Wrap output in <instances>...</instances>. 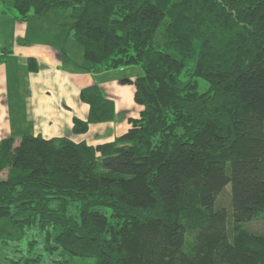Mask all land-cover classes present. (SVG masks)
Returning <instances> with one entry per match:
<instances>
[{"label": "trees", "instance_id": "obj_1", "mask_svg": "<svg viewBox=\"0 0 264 264\" xmlns=\"http://www.w3.org/2000/svg\"><path fill=\"white\" fill-rule=\"evenodd\" d=\"M12 5L20 21L67 12L90 69L141 67L142 111L97 146L0 138V244L38 228L52 253L95 264H264V235L241 227L264 213V0ZM81 100L89 118L75 121V134L113 120L100 88ZM228 184L232 217L215 209Z\"/></svg>", "mask_w": 264, "mask_h": 264}, {"label": "crops", "instance_id": "obj_2", "mask_svg": "<svg viewBox=\"0 0 264 264\" xmlns=\"http://www.w3.org/2000/svg\"><path fill=\"white\" fill-rule=\"evenodd\" d=\"M23 33L18 31L16 36ZM30 45L15 42L13 48L0 52V138L13 136L17 130H30L28 134L46 139L69 137L77 143L97 146L115 141L131 127L130 119L139 117L142 107L134 99V82L142 74L139 69H131L126 75L123 69L127 67L90 69L85 59L73 66L67 62L75 63L74 58L63 47L50 43ZM19 68L24 81L17 73ZM94 86L112 102L114 118L89 124L86 132L75 134V121L87 122L90 112V106L81 100V92ZM18 89L23 94L15 98Z\"/></svg>", "mask_w": 264, "mask_h": 264}, {"label": "rangeland", "instance_id": "obj_3", "mask_svg": "<svg viewBox=\"0 0 264 264\" xmlns=\"http://www.w3.org/2000/svg\"><path fill=\"white\" fill-rule=\"evenodd\" d=\"M12 1L13 0H0V52H3L5 49L9 50L13 48L15 42H17V44H31L30 46L38 43H50L54 45V47H59L60 49L63 47L67 55L71 56V59L74 58L75 63L67 62L69 65H80L82 59L85 58L82 56V47L70 34V25L72 21L67 12L56 10L43 17L30 16L27 21H20L16 18L18 12L12 5ZM18 31H24L21 37L16 36ZM8 63L12 64L13 62L8 60ZM131 69H133V71H137V69L142 71L139 66H127V68L123 69V74H130ZM20 70L21 68L18 69L17 73L19 74L20 80L24 81L25 75H20ZM24 87L25 84L22 83V89ZM19 92L20 90L18 89L15 93V98L23 94ZM11 98L13 99L12 96ZM18 121L19 119L16 118V122ZM23 130H26L25 127ZM28 133H30V130H17L13 136L21 137ZM6 174L7 173L4 172L1 176L6 177ZM215 209H225L232 217L233 208L230 184H228L217 197ZM231 217L230 225L233 227L235 224ZM241 227L255 234L264 235V213L254 220L241 223ZM45 234L46 233L39 231L38 228H32L27 231L18 243H9L6 246L0 244V264H9L7 259L15 260L23 254L27 256L31 255L32 257L40 255L41 261L39 264H56L55 261L64 258L69 261V264H95L94 259L91 258L62 257L59 253H52L47 248L49 244L46 242ZM31 243H34L32 247Z\"/></svg>", "mask_w": 264, "mask_h": 264}]
</instances>
